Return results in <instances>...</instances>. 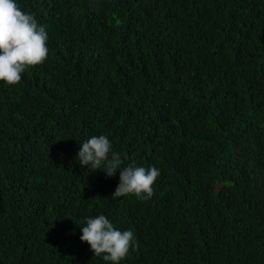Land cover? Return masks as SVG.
I'll return each instance as SVG.
<instances>
[{
  "label": "trees",
  "instance_id": "obj_1",
  "mask_svg": "<svg viewBox=\"0 0 264 264\" xmlns=\"http://www.w3.org/2000/svg\"><path fill=\"white\" fill-rule=\"evenodd\" d=\"M16 2L49 51L0 81V264H110L98 215L136 237L120 264H264V0ZM93 135L159 169L150 199L80 166Z\"/></svg>",
  "mask_w": 264,
  "mask_h": 264
},
{
  "label": "clouds",
  "instance_id": "obj_2",
  "mask_svg": "<svg viewBox=\"0 0 264 264\" xmlns=\"http://www.w3.org/2000/svg\"><path fill=\"white\" fill-rule=\"evenodd\" d=\"M47 40L45 27L38 26L34 16L22 11L16 0H0V81L8 86L17 85L26 68L44 63L49 51ZM77 160L81 167H90L92 172L100 171L109 178L119 172L113 200L130 194L140 200L150 199L160 175L156 167H122L120 154L112 151L105 135H93L80 144ZM80 240L90 246L94 257L110 264H120L130 248H138L134 233L114 228L105 215L85 218Z\"/></svg>",
  "mask_w": 264,
  "mask_h": 264
}]
</instances>
